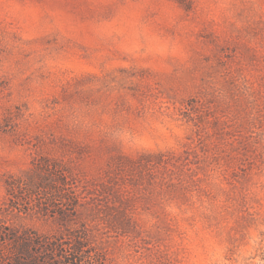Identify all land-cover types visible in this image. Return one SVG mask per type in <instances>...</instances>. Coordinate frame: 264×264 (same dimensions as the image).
Masks as SVG:
<instances>
[{
	"label": "rangeland",
	"instance_id": "rangeland-1",
	"mask_svg": "<svg viewBox=\"0 0 264 264\" xmlns=\"http://www.w3.org/2000/svg\"><path fill=\"white\" fill-rule=\"evenodd\" d=\"M9 231L264 264V0H0V264Z\"/></svg>",
	"mask_w": 264,
	"mask_h": 264
},
{
	"label": "trees",
	"instance_id": "trees-1",
	"mask_svg": "<svg viewBox=\"0 0 264 264\" xmlns=\"http://www.w3.org/2000/svg\"><path fill=\"white\" fill-rule=\"evenodd\" d=\"M63 174V172L58 171ZM32 180V175H27L25 179H23V183L26 186L30 185ZM19 185V181L7 182V188L9 191H16L15 189ZM9 239H11L17 244V249L20 251L15 254L12 264H35L37 260L34 259L33 254L29 250V247L35 246L36 248H41L39 250L40 253L44 252L45 256H43L41 263L42 264H81V262L88 256H85L86 250L84 249V244L82 241H75L71 244L70 248L66 250L64 244L61 241L53 240V239H40V237L32 240L26 234L15 235L12 231H9ZM12 235V236H11ZM4 235V239H5ZM91 257H88V262L90 263Z\"/></svg>",
	"mask_w": 264,
	"mask_h": 264
}]
</instances>
